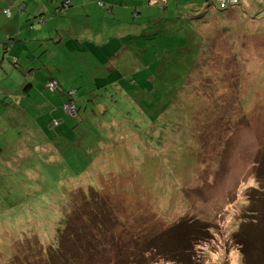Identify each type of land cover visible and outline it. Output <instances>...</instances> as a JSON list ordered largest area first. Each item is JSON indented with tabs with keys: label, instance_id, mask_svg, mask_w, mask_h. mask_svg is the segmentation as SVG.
<instances>
[{
	"label": "rangeland",
	"instance_id": "rangeland-1",
	"mask_svg": "<svg viewBox=\"0 0 264 264\" xmlns=\"http://www.w3.org/2000/svg\"><path fill=\"white\" fill-rule=\"evenodd\" d=\"M63 1L69 4L58 10ZM234 1L233 10L223 11L218 0H17L26 7L21 22L15 6L10 17L0 6V42L19 39L14 56L0 44V264L49 261L46 250L56 247L79 189L88 196L101 192L98 213L108 214L115 225L109 234H119L126 246L116 249L99 233L101 243L106 236L103 249L92 250L88 240L85 252L72 243L77 256L70 264H123L133 237L143 247L173 244L174 233L162 231L195 219L208 233L192 241L196 264H244L234 237L251 220L247 205L264 149V0ZM9 22L14 29L4 33ZM60 29L69 32L68 40L56 45L48 39ZM154 31L153 38L146 36ZM10 32L15 36L7 40ZM38 38L50 44L40 47ZM178 44H188L185 51L198 62L194 70L189 62L187 80L180 65H160L165 55L182 54L173 50ZM129 73L148 78L134 85ZM97 75L106 81L112 76L129 97L140 90L146 98L132 106L133 99L119 95L122 113L107 116V133L100 116L91 115L99 107L84 101ZM51 78L64 92L50 89L56 86ZM66 92L75 93L87 114L76 127L75 118L58 109ZM181 92L186 95L176 100ZM5 97L9 105L2 103ZM53 111L62 119L55 132H46L48 142L46 120L52 121ZM101 139L114 145L108 158L100 153ZM160 254L137 258L178 264ZM51 260L63 264L55 255Z\"/></svg>",
	"mask_w": 264,
	"mask_h": 264
},
{
	"label": "trees",
	"instance_id": "trees-1",
	"mask_svg": "<svg viewBox=\"0 0 264 264\" xmlns=\"http://www.w3.org/2000/svg\"><path fill=\"white\" fill-rule=\"evenodd\" d=\"M219 1V7L221 10L225 11V10H233L235 7V5H237L239 3H235V2H229L227 0H218ZM66 4H69L68 1H63L61 6H58V10H62L61 8L63 6H65ZM1 6V11H3V13L10 17L13 16L12 13V8L15 6V8L18 10L17 15H20V17L17 18V20L19 22L22 21L23 19V15L26 11V7L22 6L21 3L17 4V0H7L6 3L4 4H0ZM57 10V11H58ZM32 17H29V20L31 21ZM34 19H36L34 17ZM39 17L37 18V20L39 21ZM197 20H195V25H197L199 23V19L196 18ZM40 20H45V17H42ZM37 23V21H36ZM34 21L31 23V25L34 27L36 25H34ZM13 27V26H12ZM149 27V26H148ZM147 27V28H148ZM156 27V26H155ZM8 28L6 27V30ZM10 31V29H8ZM158 32V31H157ZM157 32H149L146 34L147 37H154V33ZM15 32H10V37L6 38L8 39H13V37H11V35L14 34ZM146 33V31H145ZM144 33V34H145ZM69 34V32L65 31V30H58V35L56 37H52L49 38L48 40H52L54 44L59 45L62 42L68 40L65 38V36ZM38 35V34H37ZM152 35V36H151ZM39 36V35H38ZM188 40V38H187ZM38 45L40 47H44L45 43V39H41L38 38L37 39ZM3 46L6 48V50L8 51V47L9 49L13 48L11 47V43L9 42H5L2 41ZM50 44V43H48ZM49 49V47H47ZM191 49V47H188V44H186V46L183 45H176V47L173 49L174 52H180L182 54H179L178 57H176L173 52H171L169 55H165L163 58L160 59L161 63L160 65L163 67H176L175 64L180 65V67L182 68V70L185 69V72H182V75L184 76V80H187V77H190L192 75L188 74L187 71V67L188 65L193 66V70L194 67H196L197 63L195 62L196 55H191L190 52H186L185 49ZM183 49V50H182ZM7 51L5 53H7ZM13 56L14 54L11 53ZM153 59H158L159 57H157V55L155 56V54H153L152 52H150V57ZM200 59V56L198 54V60ZM189 62L191 64H189ZM23 71H25L24 69H21ZM143 69H141L142 71ZM189 70V69H188ZM140 71V67L138 66V68L135 70V72ZM144 71V70H143ZM131 78L134 75V73H129ZM106 75H97L92 79L91 82V86H90V90L88 91V97H86V99L84 100L85 102H89L91 101L92 103H94V107L98 108V110L93 109L92 110V118L95 117V114H98L100 117L97 119L98 122H100V126L102 127L101 129H104L105 132H108V128L106 127V124H108V119L107 116H113V118L121 116L122 110L121 106H120V100L117 98L119 95H121L122 97L125 95L126 98H130L133 99V101H135L132 106H136L137 101H140L141 99H145V95L143 93H141L142 91L140 90H136L137 92V96L136 97H129L130 94H128L129 92L124 91L120 88V85H118L116 83V81L113 80V77L111 76L112 79H110L109 81H106V79L108 77H105ZM148 78V76L145 79H137L136 77H133V80H131V82L134 83V85L140 84L141 86L144 84V82L146 81V79ZM130 79V78H129ZM50 80H52L53 82H56L57 87L56 88H50L54 91H56L57 89H62V87L60 86V82L57 79L51 78ZM119 83L120 80L118 79ZM51 82V81H49ZM48 82V83H49ZM28 86H33V84L29 83ZM140 86V87H141ZM49 87V86H48ZM139 88V87H138ZM24 90H28L27 87H24ZM63 90V89H62ZM183 91V90H182ZM64 92V90H63ZM126 92V93H124ZM158 91L155 89L154 93H157ZM63 93L65 95V100L64 102H62L61 106H58V108L62 111H64L66 114L72 115L73 118H75V126H78L79 123H82L85 119H86V111L85 109L83 110L81 105H78L75 102V98H74V94H70V93ZM131 93V92H130ZM140 93V94H139ZM182 93L185 92H181L179 95H177L175 97L176 100H179L182 95ZM181 95V96H180ZM186 95V93H185ZM160 98V96H159ZM137 100V101H136ZM161 100V99H160ZM160 102V101H159ZM2 103L4 105H9L8 103H6V97L4 100H2ZM72 103L74 105V113H70L66 110V105ZM240 104V103H239ZM242 105V104H241ZM98 106V107H96ZM243 107V106H242ZM182 108H184V105L182 103ZM109 115H108V113ZM109 117V118H110ZM117 119V118H116ZM144 119V118H143ZM52 121L49 123H47V127L45 128V133L46 132H55L54 130L56 129V125H60V120L59 118H52ZM53 121H55V123L53 125H50ZM59 132V131H58ZM48 133H46V140L48 141ZM58 136V134H57ZM54 139H57L56 136L53 137ZM49 142V141H48ZM111 145L114 146L111 143H104L103 139H101L98 142V146L102 149V152H100L101 154L103 153V150H105L106 154L104 155L105 157H110V155L107 154H112V149ZM117 156L120 155V152L117 151ZM117 157H114V159ZM95 163H91V166L94 165ZM257 186L253 187L254 189H256V191H251L252 194L254 195L253 197L249 198V200L251 202H249V204L247 205L248 207H250V209H248L247 211V215L248 218H250L251 220L249 221V223H247L245 226H243V228L239 229L238 231L235 232V240L239 246V252L242 256V260L244 262V264H264V149H263V153L261 155L260 161H258L257 163ZM91 190V189H90ZM182 193V192H180ZM100 199H103V196L101 194V192L93 190L90 191L89 196L86 195L84 193V191L82 189H79L78 192H74L72 194V199L69 200L70 202V209H69V216L66 220L63 221L61 228L58 229V232L55 236V244H52L54 246H56L55 248H53L52 246L49 247L46 252L50 258L49 261H47L45 264H54L53 261L51 260L52 255H55L56 259H58L60 262H62L63 264H70L69 262V258L72 259H76L75 256H77V254H75L74 252V248L72 246V243H75L76 245H78L83 251L88 252L89 250H102L103 246H105V237H103L102 239V243H101V237L102 234L105 233L109 236V242L113 245L116 246H126V243H122V238L120 239L119 234L115 235V234H109L110 232H113V228L115 227V225H110V223L108 222V219L106 220V217L108 214L107 213H103L104 215L100 216V213H98L97 210V205L100 202ZM103 204L105 203V201L102 202ZM83 209V211H81ZM77 212L78 216H71L72 213ZM107 214V215H106ZM71 216V217H70ZM70 217V218H69ZM102 217V218H101ZM77 218L79 219H83L84 221L80 222L77 226H74L75 222L77 221ZM199 219H195L193 220V222H198V223H193L192 220H187L184 221L182 224L177 225H173L174 227H172L171 229H165L162 232H172L174 233V238L177 240L175 241L173 244H166L165 246L160 247L157 244H148L145 245V247H143L142 241L140 240V237H133V240H131L129 242V244H132L133 247L131 249H135V247H137L138 245V250L137 253L135 251H130L127 249L125 252L126 256H127V261H125L123 264H143L144 262H146V257H141L142 258V262H140V254L143 252L145 253V255L147 254V251L149 252V254H159V256L161 255L160 253H165L167 252L168 255H172V260L178 264H196L195 261L192 260V253H193V245L194 243L192 242L193 239L196 238V240L200 239V240H205L207 238L206 235V229L204 228H200L199 225ZM114 222V220H113ZM248 222V221H247ZM207 228L209 229L210 226L206 225ZM73 227V228H71ZM94 229V230H93ZM74 230L75 233L77 234V236H79L77 241H72L70 240V231ZM74 232H71V234H75ZM99 233H101V237H99ZM171 233V235H172ZM117 234V233H116ZM198 234L196 237L195 235ZM208 234V233H207ZM170 235V234H169ZM171 235L169 236L171 238ZM27 236V237H26ZM26 239L29 238L30 235H26ZM87 236V238H85ZM89 236V237H88ZM70 237V238H68ZM37 238V242L36 244L39 246L40 249L41 248V242L39 241L38 237ZM25 239V240H26ZM89 240V243L92 245H94L91 249L89 248V245L87 244V241ZM174 241V239H173ZM170 243V242H169ZM68 244V247H66L65 245ZM156 247V248H154ZM148 248V249H147ZM160 249V252H157V250L155 249ZM53 249H55L56 251L53 252ZM104 251V250H103ZM115 255L120 254L119 250H115ZM129 257V258H128Z\"/></svg>",
	"mask_w": 264,
	"mask_h": 264
},
{
	"label": "crops",
	"instance_id": "crops-1",
	"mask_svg": "<svg viewBox=\"0 0 264 264\" xmlns=\"http://www.w3.org/2000/svg\"><path fill=\"white\" fill-rule=\"evenodd\" d=\"M6 1H7V0H0V4H4V3H6ZM12 26H13V23H12V22H9V24H8L6 27H7L8 29H10V31H11V30L14 29ZM6 32H7V30H6L4 33H6ZM11 37H14V35L12 34ZM17 41H19V39H16L15 42H14V44L11 43V45H12L11 47H13V48L11 49L10 53H13L12 50L15 49V47H16V42H17ZM1 43H2V42H0V44H1ZM8 48H9V47H8ZM16 50H17V49H16ZM17 51H18V50H17ZM13 54L16 55V53H13ZM20 54H21V55H24L25 53H22V52H21ZM14 70L16 71V69H14ZM48 106H49V103H48V101H47V105L45 106V109H47ZM58 109H59V108H58ZM52 114H53V117H54V118L62 119V117H59V115L55 114L54 111H53ZM57 116H58V117H57ZM46 123H49V120H46Z\"/></svg>",
	"mask_w": 264,
	"mask_h": 264
},
{
	"label": "built area",
	"instance_id": "built-area-1",
	"mask_svg": "<svg viewBox=\"0 0 264 264\" xmlns=\"http://www.w3.org/2000/svg\"><path fill=\"white\" fill-rule=\"evenodd\" d=\"M227 1H229V2H235L234 0H227ZM53 84H54V82H53ZM56 84V83H55ZM52 88H56L57 87V84H56V86H51ZM66 110L68 111V112H70L72 109H74V105L72 104V103H70V104H68V105H66ZM71 112H73V110L71 111ZM70 112V113H71Z\"/></svg>",
	"mask_w": 264,
	"mask_h": 264
}]
</instances>
